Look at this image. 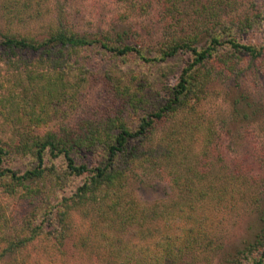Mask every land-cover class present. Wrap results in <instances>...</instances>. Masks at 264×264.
<instances>
[{"label": "rangeland", "instance_id": "obj_1", "mask_svg": "<svg viewBox=\"0 0 264 264\" xmlns=\"http://www.w3.org/2000/svg\"><path fill=\"white\" fill-rule=\"evenodd\" d=\"M253 1L264 10L262 0H0V31L41 40L68 25L89 38L137 44L153 56L171 38L197 34L205 41L207 30L222 21L252 14ZM259 19L257 27L238 30L235 37L244 43H263L264 12ZM82 55L89 56L87 80L61 101L39 97L31 86L25 69L46 71L37 56L28 63L0 56L1 141L11 145L42 131L94 124L117 112H123L133 127L141 114L155 107L156 84L163 95L165 85L176 83L188 59V53H181L165 63H146L101 48ZM240 57L232 60L235 69H242L238 74L226 75L224 69L217 72V66H210L217 73L194 109H180L156 127L116 193L68 209L70 226L61 244L39 238L5 255L0 264H118L124 257L110 252L128 249L134 241L138 250L133 254L150 264L156 248L153 243L149 251L142 248L150 241L145 233L152 229L153 235H167L173 228H166L160 217L152 221V214L191 215L185 226L192 223L200 230L181 264H231L236 251L264 230V57ZM141 83L148 101H129ZM240 93L252 104L247 117L234 110L233 101ZM78 159L94 166L103 159L102 151ZM30 163L10 157L7 164L24 170ZM81 179L70 176L60 185L46 179L40 188L32 184L31 189L15 191L7 185L8 178L1 179L5 236H25L30 225L41 221L47 206L70 195ZM129 213L132 216L125 222Z\"/></svg>", "mask_w": 264, "mask_h": 264}, {"label": "trees", "instance_id": "obj_2", "mask_svg": "<svg viewBox=\"0 0 264 264\" xmlns=\"http://www.w3.org/2000/svg\"><path fill=\"white\" fill-rule=\"evenodd\" d=\"M251 5L252 14L243 19L222 21L207 30L205 41H201L197 34L171 38L153 56L145 54L137 44H114L108 39L89 38L68 25L56 28L41 40L10 30L0 31V56L9 60L17 58L25 63L31 62L32 56H37L38 64L45 66L46 71L26 68L29 82L38 91L39 97L44 95L56 101H61L70 91H79L86 82V61L89 56L82 55L85 50L101 48L114 56H134L146 63H165L181 53H188V59L176 83L172 86L166 84L161 96L159 82L156 84L155 107L141 114L133 127L128 125L123 112H117L107 115L106 118H99L94 124L65 127L60 131H42L11 145L0 140V180L8 178L10 182L7 185L11 186V191H15L17 187L31 189L32 184L40 188L39 185L44 186L46 179L60 185L70 176L83 178L70 195L62 196L55 204H50L47 197L49 209L43 213L39 223L26 229L23 237L5 236L4 211L0 205V259L39 238L55 239L61 244L70 226L66 221L68 209L83 205L87 201L103 200L109 194L116 193L118 185L123 184L133 170V165L139 160L140 147L149 140L158 125L166 123L180 109H194V102L200 100L206 86L215 78L217 72L224 69L226 75L241 73L240 67L234 68L235 62L232 60L235 58L240 60V56H243L247 60H257L264 57V42L255 45L241 42L235 37L238 30L259 25V18L264 10L256 7L254 1ZM229 61L230 65H225ZM237 64L240 62L237 61ZM210 66H217V72L212 73ZM139 86L137 93L132 94L129 101H145V84L141 83ZM233 105L239 117H247L248 107H252L241 93L235 97ZM37 118L39 121L40 118ZM96 149H100L103 156L98 164L89 166L87 161L78 159L86 157L87 153H93ZM10 157L26 158L31 163L24 170L16 169L7 164ZM235 173H239L237 169ZM189 207L193 208V203ZM126 215L128 217L125 222H129L132 215ZM156 217L161 218L166 228H173L167 231V235L160 232L153 235L149 232L152 229L145 233L144 238H149L150 241L142 244V248L149 251L152 243L156 248L150 264H181V257L195 241L200 230L192 223L189 227L185 226L191 220V215H149L152 221ZM158 220L159 218L156 221ZM177 222L182 224L178 226ZM196 232L198 234L193 236ZM180 240L185 243L180 244ZM130 244L132 246L128 249H115L117 253L114 254L110 252L111 256L124 257L118 264H146L141 261L142 256L136 257L133 254L138 250L136 241ZM231 264H264V230L257 232L249 243L236 251Z\"/></svg>", "mask_w": 264, "mask_h": 264}]
</instances>
